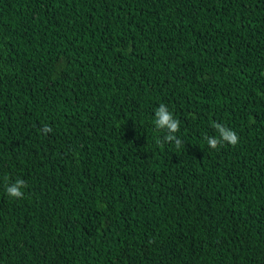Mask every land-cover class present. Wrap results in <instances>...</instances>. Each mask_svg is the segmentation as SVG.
Listing matches in <instances>:
<instances>
[{
	"label": "trees",
	"instance_id": "1",
	"mask_svg": "<svg viewBox=\"0 0 264 264\" xmlns=\"http://www.w3.org/2000/svg\"><path fill=\"white\" fill-rule=\"evenodd\" d=\"M0 264H264V0H0Z\"/></svg>",
	"mask_w": 264,
	"mask_h": 264
},
{
	"label": "clouds",
	"instance_id": "2",
	"mask_svg": "<svg viewBox=\"0 0 264 264\" xmlns=\"http://www.w3.org/2000/svg\"><path fill=\"white\" fill-rule=\"evenodd\" d=\"M155 116L156 119L154 120V124L156 128L159 129L166 127L171 133L170 135H167L165 137V141H175L176 146L179 148L181 142L175 139V133L179 131V122L173 118L172 114L167 110L166 106H164L163 104H161L160 107L156 110ZM214 127L219 133V135L217 137H205L211 149L215 150L219 145H222L224 143L231 144L232 146H235L238 143V136L235 132L227 129L226 127L220 124H215ZM43 131L47 133L50 132L51 129L45 126ZM157 142L161 143V141ZM24 187L25 182L22 179H17L14 184H11L10 186L6 187V193L11 198H22L24 194L21 189Z\"/></svg>",
	"mask_w": 264,
	"mask_h": 264
}]
</instances>
